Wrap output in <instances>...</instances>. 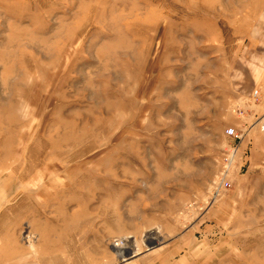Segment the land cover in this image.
Returning <instances> with one entry per match:
<instances>
[{"label":"rangeland","instance_id":"374dc122","mask_svg":"<svg viewBox=\"0 0 264 264\" xmlns=\"http://www.w3.org/2000/svg\"><path fill=\"white\" fill-rule=\"evenodd\" d=\"M0 264H264V0H0Z\"/></svg>","mask_w":264,"mask_h":264},{"label":"built area","instance_id":"2783aa9c","mask_svg":"<svg viewBox=\"0 0 264 264\" xmlns=\"http://www.w3.org/2000/svg\"><path fill=\"white\" fill-rule=\"evenodd\" d=\"M226 135L227 136H231V137H235V138H237L235 135V133H234V130H232V129H228V130H226Z\"/></svg>","mask_w":264,"mask_h":264},{"label":"bare ground","instance_id":"6f19581e","mask_svg":"<svg viewBox=\"0 0 264 264\" xmlns=\"http://www.w3.org/2000/svg\"><path fill=\"white\" fill-rule=\"evenodd\" d=\"M117 251H118V253H119L120 255H123L124 253H126L127 250H121V249H119V250H117Z\"/></svg>","mask_w":264,"mask_h":264}]
</instances>
